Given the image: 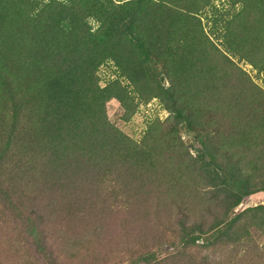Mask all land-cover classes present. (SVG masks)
I'll return each instance as SVG.
<instances>
[{
    "label": "rangeland",
    "instance_id": "1",
    "mask_svg": "<svg viewBox=\"0 0 264 264\" xmlns=\"http://www.w3.org/2000/svg\"><path fill=\"white\" fill-rule=\"evenodd\" d=\"M126 1L111 31L76 46L72 26H99L74 16L93 3L0 0V70L37 92L46 127L37 189L51 215H17L43 261L185 264L180 201L206 226L264 207V0ZM10 226L0 264H21Z\"/></svg>",
    "mask_w": 264,
    "mask_h": 264
},
{
    "label": "trees",
    "instance_id": "2",
    "mask_svg": "<svg viewBox=\"0 0 264 264\" xmlns=\"http://www.w3.org/2000/svg\"><path fill=\"white\" fill-rule=\"evenodd\" d=\"M67 1L79 3L80 0ZM86 1L93 4L76 9V20H79L82 14H93L99 26L94 31H88L79 24L72 26L70 33L75 36L76 46L85 45L83 40L89 41L93 38V42L98 41L105 32L111 31L116 24L118 10L123 8L121 4L114 3V0ZM135 1L138 4L144 0H128L125 6ZM5 71L0 70V85L5 90L4 105L7 109V115L0 118V192L4 198L3 200L0 196V219L3 224H11V245L21 253V264H55L56 260L51 258L50 262L40 260V256L35 254L37 252L31 251L29 238L28 241L24 236L23 240L19 238L21 232L18 230L17 215L25 210L23 215L33 216L41 221L48 220L51 215L39 202L37 189L38 179L41 178L40 168L44 166L41 157L44 155L43 143L47 140H44L46 135L43 133L46 127L41 124L37 126L36 123L33 125V122L42 121L37 92L30 99L25 96V92L21 91L20 94V89L8 76L9 72L6 71V74ZM35 117L36 121L33 120ZM219 124L222 125L221 122ZM226 150L230 151L229 148ZM222 201L218 198L215 205H221ZM190 205L189 202L183 201L177 205L182 209V221L179 226L184 233L185 251L188 256L185 264H264V242L249 239L243 234V225L247 218L251 221L249 225H259L264 230V207L243 211L232 218L212 215L215 222H219L206 226L205 212H198ZM206 211L207 214L212 213L213 208H207ZM193 233L204 236L201 245L196 242L198 238L194 237ZM199 248L201 250H198Z\"/></svg>",
    "mask_w": 264,
    "mask_h": 264
}]
</instances>
